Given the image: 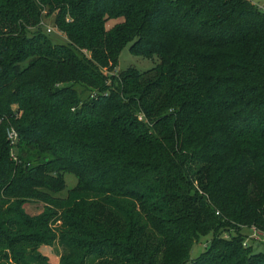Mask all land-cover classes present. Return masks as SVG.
Segmentation results:
<instances>
[{
	"label": "trees",
	"instance_id": "trees-1",
	"mask_svg": "<svg viewBox=\"0 0 264 264\" xmlns=\"http://www.w3.org/2000/svg\"><path fill=\"white\" fill-rule=\"evenodd\" d=\"M127 43L159 62L112 72ZM242 226L264 230L263 9L0 0V264L53 243L58 264H264Z\"/></svg>",
	"mask_w": 264,
	"mask_h": 264
},
{
	"label": "rangeland",
	"instance_id": "rangeland-1",
	"mask_svg": "<svg viewBox=\"0 0 264 264\" xmlns=\"http://www.w3.org/2000/svg\"><path fill=\"white\" fill-rule=\"evenodd\" d=\"M257 6L264 10V0H251ZM116 19H109L106 22V26H110L115 22ZM54 16L53 14L44 17L41 23L42 32L45 33L53 42L66 43V36L57 31L54 26ZM46 27H50L51 31H46ZM129 44L127 43L120 51L118 55V60L116 67H114L112 72H117L118 70H122L126 67L132 66L139 70H146L153 66H155L159 59L157 56L145 57L142 55L132 54L129 50ZM78 88V86L76 85ZM64 179V188L57 193L59 196H65L68 189L72 188L76 181V175L73 172L65 171L63 173ZM42 202L37 200H30L24 205V209L30 213L34 214L41 210ZM240 230L244 234V240L247 241L248 244L252 245V251L264 250V230H256L253 232L251 226L244 227L242 226ZM235 231V228H230L228 231H224V234H228ZM211 237V233H207L205 235H201L197 241H195L191 247L190 256L195 257L204 247L206 243H208ZM34 253H41L47 255L50 262L53 264H58L59 255L61 253V248L56 243L51 245H41Z\"/></svg>",
	"mask_w": 264,
	"mask_h": 264
},
{
	"label": "built area",
	"instance_id": "built-area-1",
	"mask_svg": "<svg viewBox=\"0 0 264 264\" xmlns=\"http://www.w3.org/2000/svg\"><path fill=\"white\" fill-rule=\"evenodd\" d=\"M264 5V4H263ZM52 29L50 27H46V31H51ZM7 137L9 140H11V142L13 143L16 139V132L13 129H9L7 131ZM251 228L253 229V232L257 230V228L255 226H251ZM259 230V229H258ZM244 244L247 243V241H243Z\"/></svg>",
	"mask_w": 264,
	"mask_h": 264
}]
</instances>
